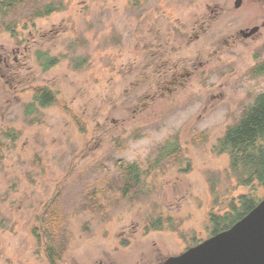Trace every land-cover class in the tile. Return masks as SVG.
<instances>
[{
  "label": "rangeland",
  "instance_id": "1",
  "mask_svg": "<svg viewBox=\"0 0 264 264\" xmlns=\"http://www.w3.org/2000/svg\"><path fill=\"white\" fill-rule=\"evenodd\" d=\"M234 1L31 0L60 9L32 20L27 6L11 12L17 26L0 28V264H50L34 231H50L52 210L65 242L57 264H160L213 235L211 214L241 195L264 198L216 148L264 90L252 70L264 27L237 37L264 21V0ZM153 44L190 72L171 95L153 94ZM37 51L54 63L44 68ZM44 86L55 102L27 115ZM172 143L178 155L162 156Z\"/></svg>",
  "mask_w": 264,
  "mask_h": 264
},
{
  "label": "trees",
  "instance_id": "2",
  "mask_svg": "<svg viewBox=\"0 0 264 264\" xmlns=\"http://www.w3.org/2000/svg\"><path fill=\"white\" fill-rule=\"evenodd\" d=\"M31 0H0V28L3 27L12 31L18 23L14 14L16 10L28 7L27 20L43 17L60 9L54 2L39 3L29 7ZM11 14V15H10ZM26 19V18H25ZM14 26V27H13ZM36 56L44 68L54 63V57H48L46 53L37 51ZM254 76L264 73V61L252 69ZM55 102L54 93L49 87L35 91L32 101L26 105L25 113L31 114L37 105L46 107ZM10 135V134H7ZM177 143L163 146L162 156L169 157L178 155ZM218 153H227L229 156V169L235 176L239 185L254 187L257 184L264 190V90L254 96L253 102L244 108L238 119L229 125L219 138L217 144ZM127 185L139 183L140 173L136 165L131 164L124 168ZM127 189L124 188L123 191ZM259 199L251 195H241L237 203L230 204V211L223 215H210V222L213 224V232L224 230L230 227L238 219L248 213ZM48 221L43 224L49 227L50 231L43 230L42 233L36 228L34 231L39 242L44 240L45 250L50 264H57L61 259L63 241L59 239L58 222L59 218L55 210L47 215ZM47 223V225L45 224ZM159 224L154 221L153 227ZM41 235H40V234Z\"/></svg>",
  "mask_w": 264,
  "mask_h": 264
},
{
  "label": "water",
  "instance_id": "3",
  "mask_svg": "<svg viewBox=\"0 0 264 264\" xmlns=\"http://www.w3.org/2000/svg\"><path fill=\"white\" fill-rule=\"evenodd\" d=\"M160 264H264V198L230 227Z\"/></svg>",
  "mask_w": 264,
  "mask_h": 264
},
{
  "label": "flooded vegetation",
  "instance_id": "4",
  "mask_svg": "<svg viewBox=\"0 0 264 264\" xmlns=\"http://www.w3.org/2000/svg\"><path fill=\"white\" fill-rule=\"evenodd\" d=\"M244 3L245 0H235L234 5L237 8L235 10H240L243 8ZM262 27H264V21L261 24L255 23L251 26H246L245 28L240 27L237 31V37L238 39L240 36L246 39H252L260 33ZM251 30L254 31L249 33ZM185 33H187V31ZM230 38L232 37L230 36ZM154 45L155 44L149 47L151 51L148 55H145L148 60L144 64L146 67L145 69H148L149 71L152 70L154 76L153 85L155 89L153 90V94L154 96L171 95L177 90L176 87L179 84H182V81H184L185 78L190 75V72L186 70H183L182 72V69L179 68L177 64L172 65L168 60H166V56L169 54V52L164 48V45L159 44L153 50ZM5 60L6 59L0 55V63L4 62ZM145 69L143 71H145Z\"/></svg>",
  "mask_w": 264,
  "mask_h": 264
}]
</instances>
